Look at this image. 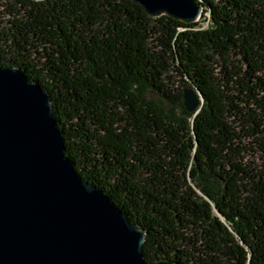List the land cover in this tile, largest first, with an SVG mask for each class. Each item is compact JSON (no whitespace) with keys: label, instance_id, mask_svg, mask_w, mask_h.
I'll list each match as a JSON object with an SVG mask.
<instances>
[{"label":"trees","instance_id":"trees-1","mask_svg":"<svg viewBox=\"0 0 264 264\" xmlns=\"http://www.w3.org/2000/svg\"><path fill=\"white\" fill-rule=\"evenodd\" d=\"M0 1V67L49 93L66 157L143 229L146 261L264 264V0H194V23L130 0Z\"/></svg>","mask_w":264,"mask_h":264},{"label":"water","instance_id":"water-1","mask_svg":"<svg viewBox=\"0 0 264 264\" xmlns=\"http://www.w3.org/2000/svg\"><path fill=\"white\" fill-rule=\"evenodd\" d=\"M37 2L45 0H35ZM150 17L197 22L194 0H130ZM196 115L200 95L182 89ZM145 232L65 155L48 92L16 67H0V264H175L146 261Z\"/></svg>","mask_w":264,"mask_h":264},{"label":"rangeland","instance_id":"rangeland-1","mask_svg":"<svg viewBox=\"0 0 264 264\" xmlns=\"http://www.w3.org/2000/svg\"><path fill=\"white\" fill-rule=\"evenodd\" d=\"M3 5L2 1H0V6ZM4 10V8H0V14L1 12ZM2 15V14H1ZM7 19V18H6ZM199 20V19H198ZM205 23L203 24V26L205 27ZM177 84L175 85V88H177ZM144 99L154 103L155 105H157L158 107L162 108L163 110L167 111V112H175L177 113V107L170 105L168 102L160 99L159 97H157L156 95L152 94V93H145L144 94Z\"/></svg>","mask_w":264,"mask_h":264}]
</instances>
